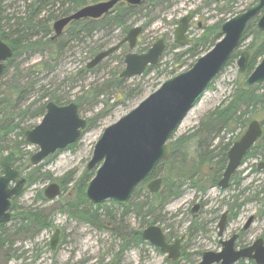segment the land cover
I'll list each match as a JSON object with an SVG mask.
<instances>
[{"label": "trees", "instance_id": "obj_1", "mask_svg": "<svg viewBox=\"0 0 264 264\" xmlns=\"http://www.w3.org/2000/svg\"><path fill=\"white\" fill-rule=\"evenodd\" d=\"M99 1L102 0H24L22 11L9 14L6 10L7 6H5L6 0H0V38L8 43L14 52L13 59L8 62L0 77V156L7 153L14 154V165L25 171L26 189L47 179L60 183L62 192L65 194L62 193L63 196L56 204L59 207V212L99 231L111 233L117 242L119 241L118 249L113 257L118 264L125 252L132 247H153L142 237L143 229L151 223H163L167 216L166 206L181 197L187 186L195 188L201 193H207L210 188L218 187V182L228 162L227 153L234 140L238 138V136L232 137L224 142L227 134L234 133L239 127L246 128L254 119L261 121L264 129V91L260 92L264 85L246 91L240 84L222 105L201 118L199 125L192 133L175 139L173 137L171 158L162 161L153 176L138 185L127 204L120 205L114 201L92 203L86 196L88 183L92 179L91 170L85 171L66 193L69 173L59 179L42 173L43 166L53 160L55 155L38 166H32L30 163L32 153L27 149L30 144L25 138L26 130L35 126L33 120L41 119L44 116L49 101L60 105L72 101H64L63 97L57 95L55 91H50L28 103L32 91L38 85L40 73L52 72L64 57L71 42H81L84 36H91L100 30L122 29L123 34H127L131 29V23L136 21L135 18L139 14L144 13L143 10H146L145 14L151 22L150 13L167 0H142L139 5H130L121 1L103 17L73 21L62 35H54L52 21L87 4ZM213 2L215 1L213 0ZM56 5H59L60 15L52 9ZM46 11H48V15L44 16ZM257 19L258 17L250 21L241 41V45H244L248 39L252 38L246 47L250 58L246 72L243 74L244 78L253 72L264 57V33L258 29ZM221 25L220 21L210 26H204L201 35L193 39L184 50L175 54L172 76L175 75L176 64L182 66L188 60L193 58L197 60L216 44L222 36ZM146 26L147 23L144 24V28ZM174 46L177 45L174 44ZM103 48L104 45H100L98 48L92 49L93 57ZM36 54L44 58L29 67H21L20 60L24 56L27 57L24 58L27 60ZM240 54L241 51L237 49L227 65ZM192 65L193 63L190 66ZM167 67L164 70H168ZM98 68L99 65L92 69L85 66L75 72L70 77V81L76 84L77 78H85L87 73L96 72ZM156 68L157 66H149L144 75ZM126 81L127 79L121 77V72L117 71L111 78H107L101 83L82 88L74 100L79 106L80 113L92 110L98 105L103 106L100 113L88 119L87 129L94 127L105 112L114 109L117 104L126 102L142 93L138 85L128 88ZM111 97H114L113 103L110 102L109 98ZM222 134L223 140H220ZM216 139L219 142L213 146ZM76 144L77 142L70 145L68 149L74 148ZM262 155H264V132L262 138L249 150L245 160L249 158L264 159ZM254 168L256 169V166ZM158 177L163 178L162 188L160 192L152 194L148 190L147 183ZM235 182L237 185L240 184L239 180ZM259 193L261 191H257V194ZM16 200L17 197H14L12 202L11 221L14 223L8 226L10 221L0 226L1 253L10 252L9 246L14 245L15 237L19 234H22L24 238L33 239L43 230H52L56 226L51 213L43 210L41 206L20 207ZM36 200L45 201L43 191L37 192ZM107 203L111 205L107 206ZM243 204L245 202L239 205L233 203L230 209H240L239 207ZM131 217L136 218L140 225L139 228L132 226ZM194 224L198 226V229L201 226L196 221ZM13 225L14 231L12 230ZM191 228H194L193 225Z\"/></svg>", "mask_w": 264, "mask_h": 264}, {"label": "rangeland", "instance_id": "obj_2", "mask_svg": "<svg viewBox=\"0 0 264 264\" xmlns=\"http://www.w3.org/2000/svg\"><path fill=\"white\" fill-rule=\"evenodd\" d=\"M256 1L225 0L217 3L213 2V0H167L150 13L151 22H149L145 14L146 10H143L144 13L139 14L135 18L136 21L131 23V27L135 25L144 26L147 23L133 52H147L162 37L166 39L167 46L155 70L147 75L124 78L127 79L126 86L128 88L138 85L142 93L126 102L117 104L114 109L105 112L94 127L87 129L83 133L74 148H66L56 153L54 159L43 166L42 173L50 174L58 179L69 173L66 193L70 191L75 181H78L85 171L91 170L93 178L99 164L92 169H88L87 166L93 157L95 145L105 129L131 112L169 78L189 69L190 65L196 60V58L188 60L182 66L176 64L175 75H171L172 71H174L172 64L175 63V54L187 47L179 45L175 41V29L179 20L187 14L191 13L193 15L191 28L188 33L191 41H193V39L202 34L204 26H210L220 21L223 23L241 13ZM5 6H7L6 10L8 13L13 14L15 11L24 9V0H6ZM58 7L59 5H56L52 9L56 14L60 15ZM47 15L48 11L45 12L44 16ZM56 20L52 21V26ZM126 35L123 34L122 29L100 30L91 36H84L81 42H71L56 68L52 72L40 73L38 85L32 91L28 103L50 91H55L57 95L62 96L64 101H74L83 87L87 88L93 84L101 83L103 80L111 78L117 71L122 72L126 66L124 60L125 54L129 51L128 43L103 60L96 72L87 73L85 78H77L76 84L70 81V77L79 69L85 67L93 58L92 49H96L100 45H104V48L116 45ZM251 39L241 45L239 50H245ZM174 44L177 46H174ZM24 58L27 57L24 56L20 60L22 68L29 67L44 57L36 54L30 59L26 60ZM238 59L239 56L217 75L211 83L212 86L205 91L194 107L187 113L182 124L177 129L174 139L192 133L204 115L222 105L225 99H228L240 84L243 85L246 78L239 71ZM166 67L168 70H164ZM263 91L264 88H261L260 92ZM109 99L111 103L114 102V97ZM102 109L103 106L98 105L92 110L82 111L81 115L89 119L95 117ZM39 121L40 119L33 120V123L37 124ZM246 129L247 127H239L234 133L227 134L224 142L238 136L234 140L235 142L244 134ZM222 136L223 134L220 140H223ZM218 142L219 140L216 139L212 145L216 146ZM27 149L34 153L39 148L38 146L29 145ZM260 160L262 159L250 158L240 167L238 170L239 175H237L240 180L238 185L233 180L228 189L212 187L207 193H201L199 190L187 186L181 197L171 201L166 206L167 216L160 225L167 230L170 228L171 232L178 233L177 237L185 235V240L182 244L185 245L186 250L184 252L186 253L179 258L177 264H197L202 260L204 252L220 251L222 248L220 240L228 239L232 234L238 232L252 216L255 218L246 234L247 241L252 242L258 237L264 236V172H257L253 168ZM52 182L47 179L27 189L25 188L26 190H24L23 194L17 197L16 203L20 207L41 206L43 210L51 213L55 221V229L43 230L33 239L24 238L22 234H19L15 237L14 245L9 246V253L0 252V264H107L113 259L118 249L117 243L119 242L111 233L99 231L86 223L59 212V207L56 204L65 192L54 200H36L37 192L44 191ZM257 191H261V193L257 194ZM237 195L239 198L236 197ZM253 198L254 200H252ZM236 199H239L240 203L247 201V199L249 201L245 202L238 218L230 221L223 237H219L218 222L227 208L224 202L229 201L230 204H233L237 201ZM109 201L112 200L105 202ZM201 203L205 206L202 204L198 212L199 215L195 216L191 209L196 204L201 205ZM106 205L110 206L111 204L107 203ZM194 221L201 225L198 230H196L198 226H195ZM130 222L132 226L140 227L136 218L131 217ZM12 223L14 222L11 221L8 226ZM191 225H193L195 232L191 231V235H189L187 230ZM56 228L61 229V239L57 249L52 251L50 241ZM12 230H15L14 225ZM118 264L174 263L168 258L167 254L160 252V250L157 251L150 246H142L139 248L132 247L126 251Z\"/></svg>", "mask_w": 264, "mask_h": 264}, {"label": "water", "instance_id": "obj_3", "mask_svg": "<svg viewBox=\"0 0 264 264\" xmlns=\"http://www.w3.org/2000/svg\"><path fill=\"white\" fill-rule=\"evenodd\" d=\"M122 0H104L79 8L68 16H64L53 25L55 34L61 35L73 21L92 18L99 19L108 14ZM130 5H139L142 0H123ZM218 2L224 0H216ZM264 9V0H257L245 11L225 21L221 27L222 38L206 54L197 59L193 66L165 81L156 91L144 99L136 108L108 126L97 141L93 157L88 164L92 168L101 163L95 177L87 187V197L97 204L112 199L118 204H126L135 188L147 177L152 176L161 161L168 160L172 154L171 137L179 128L187 113L196 101L205 93L210 83L223 70L235 50L240 46L248 23ZM192 14L182 17L175 29V40L180 45L190 42L187 36ZM258 28L264 33V12L259 17ZM143 26L130 29L122 41L129 42L131 51L125 55L126 67L122 77L128 78L142 75L148 66L157 65L166 43L158 39L145 53L133 52ZM121 43L99 52L89 63L92 68L109 57L120 47ZM14 57L13 49L0 38V77L6 65ZM250 53L244 50L238 60L240 72H245ZM264 82V58L256 66L243 84V89L251 90ZM88 120L80 115L79 106L75 102L58 105L49 101L42 120L33 128L26 130V140L39 147L32 155L31 163L38 165L58 150L65 149L75 143L86 129ZM263 135L260 121L250 122L246 132L228 151L229 162L224 171L219 187L227 188L232 175L241 166L249 149ZM14 154L9 153L1 158L3 173L0 176V226L12 218V198L24 191L26 178L20 170L13 166ZM258 170L264 169V161L258 163ZM162 187V178L149 182V191L158 193ZM61 193L58 183H52L45 189V195L52 200ZM199 204L194 207L195 212ZM227 222L226 213L222 215L219 227L223 234ZM143 238L155 247L169 254V258L177 260L181 255L182 238L174 243L167 241L163 228L151 224L143 230ZM237 235L223 241L220 252H205L199 264H234L241 257L255 258L258 264H264V239L258 238L253 246L236 250ZM60 240L58 228L51 239V248L55 250ZM253 251L256 254H252ZM110 264H116L113 260Z\"/></svg>", "mask_w": 264, "mask_h": 264}, {"label": "flooded vegetation", "instance_id": "obj_4", "mask_svg": "<svg viewBox=\"0 0 264 264\" xmlns=\"http://www.w3.org/2000/svg\"><path fill=\"white\" fill-rule=\"evenodd\" d=\"M63 34V33H62ZM61 34V35H62ZM59 36V35H58ZM109 48V47H108ZM108 48H104L103 50H106V49H108ZM103 50H101V51H103ZM100 51V52H101ZM262 86V85H261ZM260 86V87H261ZM228 155V154H227ZM246 157V156H245ZM250 159V158H249ZM249 159H244L243 160V162H242V165L244 164V163H246L247 162V160H249ZM262 159V158H261ZM263 161H264V159H262ZM228 162H229V158H228ZM227 162V163H228ZM259 162V161H258ZM258 162L256 163V165H254V166H256V169L254 168V170L255 171H261V172H264V169H261V170H258ZM241 165V166H242ZM226 166H227V164H226ZM95 167V166H94ZM93 168V167H92ZM226 168V167H225ZM18 169H20V168H18ZM240 169V168H239ZM238 169V170H239ZM225 170V169H224ZM238 170L234 173V175L231 177V180H230V183H229V186L227 187V188H225L224 190H226V189H228L229 187H230V185L232 184V182H233V180H234V182L236 181V180H239V177L237 176V175H239L238 174ZM22 171V170H21ZM224 172V171H223ZM22 175L23 176H25L26 177V174H25V171H22ZM223 178V173H222V177L220 178V180ZM152 180H154V178L153 179H151V180H149L150 182L152 181ZM240 181V180H239ZM237 198H239L238 197V195H237ZM237 201L235 202L237 205H239L240 204V202H239V199H236ZM252 200H254V198L252 199ZM249 201V199H247V201H245L246 203ZM225 203V205L227 206V208L224 210V212L222 213V215L224 214V213H226V216H227V222H226V226H225V229H224V231H223V234L222 235H220L219 233H220V227H219V224H220V221H221V218H222V215H221V217H220V220H219V222H218V229H219V232H218V235H219V237H223V235L225 234V232H226V230H227V227H228V224L230 223V221H232L233 219H237L238 218V215H240V212H241V209L243 208V206H244V204L241 206V207H239L240 209H234V210H231L230 209V207H231V204H230V202L229 201H226V202H224ZM234 203V204H235ZM202 204L203 203H201V205L199 204V209L201 208V206H202ZM203 206H205L204 204H203ZM195 207V206H194ZM194 207L191 209V212L193 213V214H195V216H197V215H199L198 214V212H199V209L195 212V210H194ZM254 216H252V217H250L249 218V220L248 221H246V223L244 224V226L242 227V228H240L239 229V231L238 232H236V233H234V234H232L231 235V237H229L228 239H221L220 240V244H221V246H222V248H221V250L220 251H222V249H223V241H226V240H229V239H231L234 235H237V239H236V241H235V249L236 250H240V249H245V248H248V247H251V246H253V244L255 243V241L258 239V238H260V237H258L257 239H255V240H253L252 242H248L247 241V239H246V234H247V232L250 230V227H251V224L253 223V221H254ZM210 222H212V221H210ZM162 226V225H161ZM195 226H197V225H195ZM163 227V226H162ZM163 230L165 231V234H166V236H167V241L169 242V243H174V242H176V240L177 239H180V238H182V241H181V255H180V257L184 254V253H186V252H184V250H186L185 249V245H183L182 244V242H184V240H185V235H182V236H180V237H177V235H178V233H176V232H171L170 231V228L167 230V229H165L164 227H163ZM196 230H198V228H196ZM191 231H194L195 232V229L194 228H191V226L189 227V229L187 230V233H189V235H191ZM60 235H61V233H60ZM262 238L264 239V236H262ZM60 239H61V236H60ZM57 247H58V245H57ZM57 247H56V249H57ZM50 248H51V243H50ZM184 248V249H183ZM55 249V250H56ZM51 250H52V248H51ZM55 250H52V251H55ZM157 251H159V250H157ZM220 251H218V252H220ZM160 252H163V251H161L160 250ZM206 252H209V251H206ZM212 252H214V251H212ZM163 253H165V252H163ZM205 253V252H204ZM204 253L202 254V260H203V256H204ZM165 254H167V256H168V253H165ZM253 255L254 254H256V252L255 251H253V253H252ZM179 257V258H180ZM168 258H169V256H168ZM179 258L177 259V260H174V259H171V258H169V259H171V261L174 263V264H177L178 263V260H179ZM113 260H115L114 258L113 259H111V261H113ZM201 260V261H202ZM110 261V262H111ZM200 261V262H201ZM110 262H109V264H110ZM199 262V263H200ZM199 263H197V264H199ZM234 264H258L257 262H256V260H255V258H249V257H246V258H244V257H241V258H239L237 261H236V263H234Z\"/></svg>", "mask_w": 264, "mask_h": 264}]
</instances>
